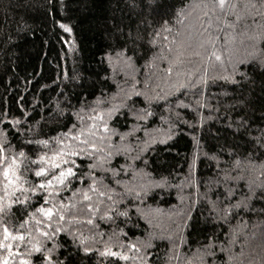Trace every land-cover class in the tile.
<instances>
[{
  "label": "trees",
  "instance_id": "obj_1",
  "mask_svg": "<svg viewBox=\"0 0 264 264\" xmlns=\"http://www.w3.org/2000/svg\"><path fill=\"white\" fill-rule=\"evenodd\" d=\"M60 2L62 9L57 0L52 5L48 0H0V113L19 121L14 127L0 124V129L19 152L22 141L67 131L76 122L72 113L82 105V115H92L87 108L99 98L97 111L119 107L109 121L116 133L111 143L122 153L108 165L121 182L115 192L148 190L141 198L114 197L121 201L116 210L127 209V217L109 212L112 219H101L102 210L92 224L78 214L77 221L64 225L84 240V247L98 250L78 251L75 264H201L210 241L214 256H204L203 264H264V70L250 56L264 49L261 0H226L224 9L216 0H135V8L129 0ZM161 16L170 29L161 37L168 40L156 38L153 46L149 41ZM60 23L72 31L66 33ZM124 49L132 58L130 67H124V55L117 56ZM234 65L255 81L254 88L251 81L236 86L225 79ZM169 66L170 76L164 72ZM197 80L206 83L192 87ZM156 95L168 96L171 103L157 102L152 99ZM58 109L65 110L63 116ZM141 109L151 115L138 119L144 116ZM201 117L203 124L197 126ZM241 119L249 121V129L233 136ZM245 141L246 147H235ZM221 146L227 150L221 152ZM23 151L34 160L47 149L32 144ZM87 163L77 158L81 167ZM24 164L38 167L28 160ZM120 166L125 170L119 171ZM31 170L22 166L20 174L33 181ZM250 191L249 206L225 216V206L243 201ZM188 211L195 221L190 229L181 226ZM13 212L10 229L20 216L15 207ZM72 240L65 232L56 237L68 251H73ZM26 244L22 242L21 253ZM106 247L129 259L101 256ZM28 258L16 257L12 264ZM31 259L35 264L36 254Z\"/></svg>",
  "mask_w": 264,
  "mask_h": 264
},
{
  "label": "snow or ice",
  "instance_id": "obj_2",
  "mask_svg": "<svg viewBox=\"0 0 264 264\" xmlns=\"http://www.w3.org/2000/svg\"><path fill=\"white\" fill-rule=\"evenodd\" d=\"M48 2L52 5V0H48ZM261 3L264 4V0H261ZM216 4L220 9H224L226 0H216ZM57 5L61 9L64 7L60 0H57ZM136 6L135 0H129V7L135 8ZM231 7H234V5ZM160 25L158 30L154 29V38L149 41L153 46L157 44L156 38H162L164 41L168 40L167 36L161 37L162 33L170 32L168 21L164 20L163 16L160 18ZM59 27L66 33L72 31L64 23H60ZM129 38H131L130 33ZM259 39L264 40V36L259 37ZM126 51V49L122 50L120 53H117V56L124 55V67H130L132 58L126 56ZM212 55H215V53ZM250 56L253 62L264 70V49H256ZM107 58L111 59L110 57ZM156 58L153 57L152 59ZM159 58L164 59L163 56ZM215 59L219 60L220 57L215 56ZM164 72L170 76L173 69L169 66L167 69H164ZM236 77H239V79ZM73 79L76 78L73 77ZM225 79L236 86H243L245 83L251 81L250 87H255V81H252L246 72L240 71L235 65L233 66L232 76L225 77ZM205 83L206 81L204 80H197L192 87ZM181 87L184 86L181 85ZM261 87L264 88V83L261 84ZM134 95L139 96L144 95V93L137 92ZM131 99V96L125 97L126 101H131ZM152 99H155L157 102L164 100L165 103H171L168 96L156 95ZM100 103L101 101L97 98L94 102L96 106H89L87 108V111L92 113L87 118L82 115L86 110L84 105L81 106L78 112H73L72 115L76 117V122L72 123L67 131L59 132L56 136L49 137L48 139L22 141V147L19 152H15L10 141L7 140L6 130L0 129V176H2L0 186H2L4 192V195L0 196V250L6 253L0 255V264H12L16 257L21 256L29 258L20 259L19 264H33L31 257L34 254H36L35 264H75L78 251L88 254L98 250L84 247V240L78 239L71 229L64 227L65 224L77 221L79 219L78 214L86 216L85 222L92 224L93 219L102 210L103 215L100 216L101 219H112L109 212H114L117 216L127 217V209L123 212L116 210V206L121 201L114 199V197L132 194L136 198H141L148 195V190L144 187L139 192L133 189H128L124 193L115 192V187L120 186L121 182L117 179V170L108 165H110L114 155H121L122 153L119 148L111 143V135H115L116 133L109 127V121L113 119L115 113L119 112V107L97 111ZM238 103L242 104L244 102L238 100ZM123 107H127V103L123 104ZM182 107L189 108L191 106L182 105ZM200 107H205V105L201 104ZM58 111L61 116L64 115V109H58ZM141 112H144V116L138 117V119H144L148 115H151L150 112H146L143 109H141ZM175 115L179 118V113H175ZM5 123H10L14 127L19 121H8L6 114L0 113V124ZM202 124L203 118L201 117L198 120L197 126ZM189 126L194 127L191 124ZM231 127L232 125L230 124L229 128ZM248 129L249 121L241 119L237 122V128L234 130L233 136L242 135ZM124 138L123 135L120 136L121 141ZM260 139H264V137ZM260 139H257V143H260ZM163 142L161 141V143ZM144 143L146 144L147 142ZM247 143L245 141L243 145L237 144L235 147H246ZM5 144L8 145L7 148H5ZM32 144L42 145L47 151L37 154L36 159L32 160L23 151V146ZM260 146L264 147V143H260ZM145 150L141 149V151ZM226 150L225 147H220L221 152ZM77 158H80L82 162L87 160L89 163L81 167L77 164ZM135 158L139 160L140 156H136ZM25 160H28L29 164L38 165V167L35 170L28 169L27 165L24 164ZM236 163L238 165L239 161ZM22 166H24L25 172L32 171L33 181L25 179L24 175L20 174ZM124 170V166H120L119 171ZM106 181H110V183H106ZM65 192H70L71 196L64 197L63 193ZM16 193L19 194L17 195ZM230 194L231 190H226V195ZM251 195L250 191L249 197H245L243 201L226 205L224 208L225 216L232 209L248 207L247 200ZM261 196L264 197V186L261 187ZM14 207L20 216L17 223L10 229L7 225L11 223V217L16 215L13 212ZM6 217L8 218L7 221ZM181 226L188 229L195 226L191 211L184 213ZM33 232L37 235L33 236ZM61 232L73 236V251L62 248L56 241V237ZM25 241H27L25 251L21 253L19 249L22 242ZM48 241L52 242V247L50 248L46 246ZM131 247L135 248V245ZM212 247L211 241L205 246L204 254L200 257L201 264H203L204 256H214ZM61 250L62 259L60 258ZM54 253H57L55 259L53 258ZM99 254L119 260L129 259L127 255L112 251L109 247H106ZM231 259L229 257V260Z\"/></svg>",
  "mask_w": 264,
  "mask_h": 264
}]
</instances>
